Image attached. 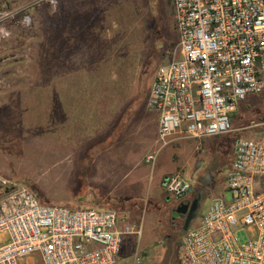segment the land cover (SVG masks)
I'll list each match as a JSON object with an SVG mask.
<instances>
[{"label":"rangeland","instance_id":"rangeland-1","mask_svg":"<svg viewBox=\"0 0 264 264\" xmlns=\"http://www.w3.org/2000/svg\"><path fill=\"white\" fill-rule=\"evenodd\" d=\"M107 3L102 35L80 53L70 44L69 0H0V193L26 186L47 204L114 209L136 231L126 235V264H179L184 222L172 210L204 192L196 225L215 197L231 198L234 142L264 118V91L239 105L229 133L172 136L188 139L169 161L177 143L159 141L148 98L157 68L175 57L172 0ZM177 168L193 187L180 198L166 190L173 172L163 176ZM236 233L249 238L247 228Z\"/></svg>","mask_w":264,"mask_h":264},{"label":"built area","instance_id":"built-area-1","mask_svg":"<svg viewBox=\"0 0 264 264\" xmlns=\"http://www.w3.org/2000/svg\"><path fill=\"white\" fill-rule=\"evenodd\" d=\"M172 3L175 57L157 68L148 98L163 145L177 134L231 132L239 105L264 91V0ZM241 130L226 180L231 198L215 197L201 223L184 231L179 264H264V118ZM192 189L181 175L168 177V193ZM243 228L244 242L236 233ZM133 230L114 209L42 203L26 186L0 196V264H117Z\"/></svg>","mask_w":264,"mask_h":264},{"label":"crops","instance_id":"crops-1","mask_svg":"<svg viewBox=\"0 0 264 264\" xmlns=\"http://www.w3.org/2000/svg\"><path fill=\"white\" fill-rule=\"evenodd\" d=\"M107 0H69V35H70V44L71 46L77 47V52L80 53H86L88 50L89 45L92 46V37L94 35L100 36L103 33V30L105 28L104 26V21L107 19L105 15L106 13V5H107ZM118 20V18H117ZM97 32V33H96ZM239 109V108H238ZM154 113V116L151 120L153 130L155 134H158V124H159V115L156 112ZM188 139V136H175L171 137L169 140V143L171 142H176L177 149L175 148L172 149L171 155L167 156L166 158L169 159V161L173 162L172 156L174 153L179 152L183 147H181V144H183V141ZM184 150V149H183ZM151 153L146 154L149 155ZM177 155V154H176ZM145 156V157H146ZM189 159V158H188ZM187 159V161H188ZM186 161V162H187ZM168 162V160H167ZM196 168V165L194 163V169ZM173 172V175L179 174L181 175V170L177 168V171H164L163 176L165 174ZM172 175V176H173ZM185 180L186 178L181 175ZM158 185L160 184L162 186L163 179L158 181ZM189 182V181H188ZM161 192V191H159ZM162 193V192H161ZM164 195V193H162ZM156 207L158 206L157 203H153ZM129 224L132 225L133 223L131 222H122L119 219V225L123 227L124 225ZM133 226V231L131 233H128L126 235H132L136 233L134 225ZM140 235H142V230L139 229L137 231ZM126 235L124 237V242L122 246V251L119 255V261L117 264H126V260L128 258H124L125 256L122 255L123 251L126 248Z\"/></svg>","mask_w":264,"mask_h":264},{"label":"water","instance_id":"water-1","mask_svg":"<svg viewBox=\"0 0 264 264\" xmlns=\"http://www.w3.org/2000/svg\"><path fill=\"white\" fill-rule=\"evenodd\" d=\"M9 191L10 189L6 188L4 192L8 193ZM203 197L204 193L201 191L191 204L183 202L176 208V213L186 215L183 224L184 231L187 230L191 226L192 222L196 219V214L201 206Z\"/></svg>","mask_w":264,"mask_h":264},{"label":"flooded vegetation","instance_id":"flooded-vegetation-1","mask_svg":"<svg viewBox=\"0 0 264 264\" xmlns=\"http://www.w3.org/2000/svg\"><path fill=\"white\" fill-rule=\"evenodd\" d=\"M208 177L211 178V177H212V174L209 173V174H208ZM208 180H210V179H208ZM200 192H201V191H200ZM203 193H204V192H203ZM198 194H199V193H198ZM198 194H196V193L194 192V194L192 195V198H191V199H189V200H183V202H185V203H190V204H191V203L194 201V199L198 196ZM203 199H204V197H203ZM203 199H202V201H201V206H200V208H199L198 211H197L196 218H197L198 215L200 214V211H201V208H202V202H203ZM183 202H181V203H183ZM181 203H180V204H181ZM180 204H179V205H180ZM171 214L173 215V220L176 219V218H180L181 220H183V222L185 221V217H186V215L176 213V208L172 210V213H171Z\"/></svg>","mask_w":264,"mask_h":264},{"label":"trees","instance_id":"trees-1","mask_svg":"<svg viewBox=\"0 0 264 264\" xmlns=\"http://www.w3.org/2000/svg\"><path fill=\"white\" fill-rule=\"evenodd\" d=\"M152 19V21H154L153 23L155 24V23H157L159 20H161V16H158V13L156 14L155 12H154V16L151 18ZM165 19V18H164ZM153 24V25H154ZM166 24H168L167 22H166ZM166 24H165V30H166ZM153 28H156V26L154 25V27ZM166 32H168L167 30H166ZM158 39H159V36H158V34H157V38H156V40L155 41H158ZM175 44H176V42H175ZM174 44V45H175ZM235 113H233L232 114V116L234 115ZM32 191L35 193V195L38 197V199L40 200V202H42V203H44L43 201H42V199H41V197H40V194L39 193H37V192H35L33 189H32ZM2 195V193H0V196ZM72 208V207H71Z\"/></svg>","mask_w":264,"mask_h":264}]
</instances>
